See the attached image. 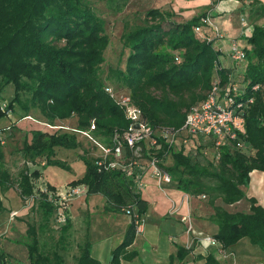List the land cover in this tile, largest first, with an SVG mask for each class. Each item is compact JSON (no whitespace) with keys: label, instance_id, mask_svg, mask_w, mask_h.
<instances>
[{"label":"trees","instance_id":"obj_1","mask_svg":"<svg viewBox=\"0 0 264 264\" xmlns=\"http://www.w3.org/2000/svg\"><path fill=\"white\" fill-rule=\"evenodd\" d=\"M147 15L156 23L124 36L129 50L126 66L111 71L110 79L126 90L154 130H181L187 111L206 99L216 76L224 89L220 92L222 98L228 86L237 88L228 94L234 100L228 108L246 118L247 134L237 143L223 146L219 160H215L212 149L206 159L202 148H195L197 155L190 156L184 148L177 150L163 140L158 157L180 191L207 199L213 207L215 213L210 220L218 227L213 239L222 249L234 248L248 239L264 253V207L257 199L248 198L245 191L251 173L264 172V26H255L252 36L246 38L250 49L243 48L245 72L238 79L215 68L220 52L215 48L214 29L213 35L205 30L209 27L202 21L206 14L186 22L175 21L172 13L160 10H151ZM103 33V21L85 0H0V122L11 113L17 114L18 107L22 118L27 119H31L28 116L34 109L51 122L76 116L79 130H88L95 120L92 135L113 148L115 134L127 130L130 121L108 92L109 86L99 78L109 44ZM257 85L258 91L254 90ZM10 86L14 87V97L3 106V93ZM238 143L243 147L239 148ZM57 148L78 149L79 143L70 132L33 130L31 140L26 138L22 149L25 165L15 178L5 162L0 138V190L16 188L23 200L35 197L34 182L43 174L40 167L68 169L66 162L56 158ZM125 152L129 153L128 147ZM168 156L172 163L165 165ZM81 158L86 164L85 175L69 186H85L87 196L102 195L107 211L131 219L122 243L112 252L111 264L133 261L138 254L129 248L138 234V223L145 219L148 201L122 170L100 166V156ZM55 189L49 186L40 194L42 222L27 230L29 241L24 245L28 264H66L62 252L68 251L66 236L71 229L67 209L60 239L55 245L45 239L59 210L55 204L58 198L49 194L55 195ZM219 199L226 206L246 199L250 209L230 212L216 206ZM5 211L0 195V215ZM91 247L87 236L79 246L77 264H102L93 257ZM190 252L191 248L179 247L178 260L186 259ZM7 261L9 255L0 248V264ZM205 264L221 262L208 255Z\"/></svg>","mask_w":264,"mask_h":264},{"label":"crops","instance_id":"obj_2","mask_svg":"<svg viewBox=\"0 0 264 264\" xmlns=\"http://www.w3.org/2000/svg\"><path fill=\"white\" fill-rule=\"evenodd\" d=\"M172 2H176L173 11L182 16L180 20L190 21L200 13H205L211 22V25L205 28L206 32L213 35L212 29L218 27L225 33L226 38L218 44L222 50L218 61L221 69L239 79L245 72L244 65L236 67L229 55L230 45L232 41H236L241 47L250 49L246 38L252 36L255 26H264V0L169 1ZM77 120L74 119L72 123L75 124ZM85 172L84 169L82 175ZM45 178H47L46 172ZM146 182L147 187L141 192L143 198L148 201L145 224L129 248L130 251H136L138 256L133 261L123 260L122 264H172V261L173 264H205L208 255H213L221 264H264V253L258 247L251 245L248 239H243L234 248L224 250L221 246L202 244L196 235L189 231L188 227L191 223L196 232H203L212 237L217 233L218 227L210 220L215 211L207 199L203 200L201 197L180 191L173 185L176 184L174 182L160 185L151 173L147 174ZM52 186L57 188L58 194L67 193L71 187ZM78 188L79 194L70 195L66 200L71 223V229L66 236L69 244L68 251H65L67 256L64 255L66 264L70 254L74 256L72 253H75V257L79 255L80 245H77V250H73L74 243L70 244L68 240L71 231H75L78 228L77 224L79 225L83 220L88 221L89 218L96 222L89 227L85 237L86 239L89 236L91 241L92 255L102 264H111L112 252L122 243L131 219L125 214L107 211L106 200L102 195L87 196L85 186L81 185ZM245 191L248 198L257 199L264 207V172H252L249 186ZM216 206L230 212H248L250 209V203L246 199L231 206H226L219 199L216 201ZM4 207L6 208L5 204ZM6 211L0 215V221L8 214ZM186 216H190V222H183L182 219ZM60 225L64 226V224ZM179 247L191 248L187 258L182 261L177 258ZM6 248L3 249L17 262L20 258L19 254L23 253L24 249L27 251L24 243L16 239L10 241Z\"/></svg>","mask_w":264,"mask_h":264},{"label":"rangeland","instance_id":"obj_3","mask_svg":"<svg viewBox=\"0 0 264 264\" xmlns=\"http://www.w3.org/2000/svg\"><path fill=\"white\" fill-rule=\"evenodd\" d=\"M85 1L103 21V35H105L109 41L108 47L103 53L105 61L100 67L99 78L104 81L106 86L113 88L117 93H119V95L126 93V90L115 79H110V76L111 71L115 69H124L126 66L129 50L125 46L124 36L140 27L156 23V21H153L151 17L147 15L151 10H160L172 13L175 21L186 22V19L180 20L182 16L173 11V7L176 2L169 3V1L172 0ZM200 15H202V13L197 16ZM214 40L216 42L215 48L219 50L220 48L218 47V44L221 43V40ZM215 66V68H219V70H221L219 61L216 62ZM14 92L13 86L6 88L3 93V97L5 99L2 101L3 106L12 100ZM22 115L23 114L18 107L17 114L11 113L7 119L0 122V138L2 141L3 152L5 154V162L15 178L20 169L25 165L22 149L25 139L29 138V140H31V132L33 130H41L49 133L55 132L54 130L50 131L46 128L42 122L52 123L51 125L62 126L70 129L78 126L77 121L75 124L72 123L74 119H77L76 116L67 119H56L51 122L43 117L39 110L36 109L30 111V116L28 117L31 119L22 118ZM35 120L40 123H35ZM62 131L74 134L77 138V142L79 143L78 149H56V158L60 161L66 162L68 169H63L58 166H48L45 171V168L38 167L43 174L41 178L35 180L34 184L36 194L35 197L29 200L21 199L16 188H12L6 192H2L0 190V195L6 205V212H8L6 217L3 219L1 218L0 221V248L2 250H4L3 248H6V246L9 245L10 241H13V239H16L18 242H28L29 240L26 232L29 226H38L41 224L43 215L39 209V200L42 192H46L49 186H66L68 182L71 184V182L81 179L85 175V173L82 175L84 169L86 170L85 161L81 158L83 155L88 159H95L102 155L101 150L94 144V142L80 137L79 133H74L72 130L63 129ZM204 142L205 141L202 140L192 142L187 148L184 147L186 153L193 156L194 151H196L195 148H203L202 144ZM175 146L177 150H180L181 146L178 144ZM171 163L172 157L168 156L165 160V165H169ZM30 167L37 168L32 165H30ZM45 172L47 174V178H45ZM173 185L176 186V184ZM55 193L56 194L54 195L53 192H49L53 199L55 196H59L57 188L55 189ZM60 198L62 197L60 196ZM93 224L95 225L96 222L92 221V218H89L88 221L83 220L82 223L79 225L77 224L78 228L75 231H71V237L68 240H70V244L74 243V247L72 245L73 250H77V245H81L84 242V239L89 232V227ZM62 227L63 226H61L58 222V214H55L51 220V228L48 235L45 237L49 245L56 244L60 237ZM62 254L67 256L65 252H62ZM72 254H74V256L71 254L69 255L68 264H77L75 253ZM27 255L28 253L26 249H24V252L19 254L20 258L18 262L9 255L10 262L7 261V264H20L21 262L22 264H28L29 261Z\"/></svg>","mask_w":264,"mask_h":264},{"label":"built area","instance_id":"obj_4","mask_svg":"<svg viewBox=\"0 0 264 264\" xmlns=\"http://www.w3.org/2000/svg\"><path fill=\"white\" fill-rule=\"evenodd\" d=\"M202 21L211 25L208 17H205ZM214 31L217 40L222 41L226 38L225 33L218 27L214 28ZM219 51L222 50L219 49ZM229 55L236 67L243 65L246 61V52L236 41L231 42ZM259 89V85L254 87L256 91ZM221 91H224V89L220 78L216 76L206 99L193 105L187 111L185 124L181 130L173 131L168 129L154 130L144 120L141 109L133 103L128 93L119 95L113 88L108 87V92L124 110L126 118L130 121L127 130L115 134L113 138L115 146L113 148L104 146L92 135V132L96 129L95 120L91 122L88 130L64 128L49 123L44 125L50 131L54 130L55 132L63 129L72 130L74 133H79L80 137L94 142L102 152L98 164L105 168L122 170L132 180L137 192H143L147 187L146 176L148 173H151L160 185L172 184L173 182L170 174L161 167L162 160L158 157V151L162 147L161 140L165 141L170 147H175L178 144L181 146L180 149L187 148L194 141H205L202 144L204 148L201 149L204 157L206 159L210 158L212 149L215 160H219L223 146L233 142L237 143L239 138L246 136V118L228 108L229 105L234 103V100L228 94L236 92L237 88L228 86L223 98L220 95ZM237 145L239 148L243 147L241 143ZM127 147L129 148L128 154L125 152ZM197 153V150L194 151V155H197ZM78 187L71 186L67 193H60L56 197L58 202L55 201V204L59 206L57 213L59 224H66V200L70 195L79 194ZM182 220L183 222H190L191 218L186 216ZM144 224L145 219L138 223V233L141 232ZM188 229L196 235L202 244L220 246L212 236L203 232H196L191 223Z\"/></svg>","mask_w":264,"mask_h":264}]
</instances>
